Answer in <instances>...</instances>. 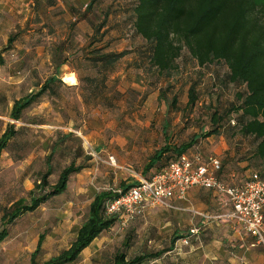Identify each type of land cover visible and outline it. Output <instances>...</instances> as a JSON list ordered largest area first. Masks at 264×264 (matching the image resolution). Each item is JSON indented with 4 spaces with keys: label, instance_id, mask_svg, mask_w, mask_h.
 <instances>
[{
    "label": "rangeland",
    "instance_id": "1",
    "mask_svg": "<svg viewBox=\"0 0 264 264\" xmlns=\"http://www.w3.org/2000/svg\"><path fill=\"white\" fill-rule=\"evenodd\" d=\"M0 1L8 4L0 10V51L5 60V64L0 63V136L10 123L19 130L0 157V229L4 208L21 197L29 199V191L46 170L50 153L54 167L51 183L57 181L60 171L72 161L86 165L88 170L73 175L64 192L7 226L9 235L0 242V264H30L41 235L44 238L37 258L39 263L67 248L85 220L95 193L119 188L123 182H135L136 177L130 175L129 169L145 178L151 176L155 170L146 173L144 167L163 144L165 135L170 144L176 145L199 134L204 156L217 155L229 171L246 170L247 154L255 142L243 137L238 127L232 129L229 122L237 113L227 114L237 104L236 93L245 91V86L229 81L225 62L201 66L183 47L175 67L160 71L149 63L150 43L135 34L133 19L128 18L126 4L134 0H96L86 21L75 28L76 37L94 33V25L108 15L109 32L105 28L96 35L104 37L98 46L105 44L109 52L129 53L108 69L106 88L97 91L94 97L88 78H97L99 71L88 59V51L58 55L55 47L62 42V36L49 35L43 24L57 20L62 13L66 14L65 20H72L68 5L74 3L84 12L90 0H57L52 7L43 0L39 6L37 0ZM41 28H44L42 35L37 33ZM9 37H14L11 45ZM81 43L74 41L73 48ZM65 56L69 60L67 65L58 67L57 63ZM56 72L62 82L55 83L54 92L45 94L26 109L20 120H13L10 111L14 100L37 91ZM193 84L198 100L189 106L188 91ZM161 91L166 93L169 103L176 96V105L161 99ZM215 111L224 116L226 124L219 134L203 137L213 127L210 117ZM203 194L196 207L216 213L218 198L210 192ZM196 207L184 205L188 209L183 211L186 215L183 222L182 214L175 211L157 212L125 227L116 222L86 247L73 264H107L118 251L132 258L169 249L177 231L184 233L193 226L189 208ZM214 226L218 225L211 223L201 234L203 244L193 242V250L178 255L170 251L149 264H213L207 254L214 247L210 244L214 238L229 242L222 245L223 259L214 264H264L262 246L252 245L250 238L234 240L233 234L217 231ZM125 241L129 243L127 246ZM202 245L198 252L195 248Z\"/></svg>",
    "mask_w": 264,
    "mask_h": 264
},
{
    "label": "trees",
    "instance_id": "2",
    "mask_svg": "<svg viewBox=\"0 0 264 264\" xmlns=\"http://www.w3.org/2000/svg\"><path fill=\"white\" fill-rule=\"evenodd\" d=\"M37 1V6H39L42 0ZM43 1L49 3L51 7L57 4V0ZM95 2L96 0H90L84 12H81L73 3L69 4L68 10L75 20H65L66 14L62 13L57 20L43 23L45 24L44 28L49 29V35L62 36V44L55 47L58 55L65 52L79 55L88 51V59L99 71L97 78H88L92 83V91L95 92L94 97L98 95L97 91L101 92L106 88L108 69L129 53L127 50L118 53L109 52L106 50L105 44L98 46L103 43L104 37L103 39L97 38L96 35L105 28L109 32V26H106L108 15H104L102 22L94 25V33L82 35L81 38L76 37L75 28L80 22L86 21L85 18L91 13ZM126 11L129 13L128 18L133 19L132 26L135 34L143 37L151 45V53L148 57L150 65L160 71L175 67V60L180 56L183 47L188 49L201 66L214 62L227 64L229 81L245 86V91L236 93L237 104H233L227 111L228 115L232 112L237 113L236 118L234 117L228 122L232 125V129L238 127V131L243 137L252 138L255 145L247 154L246 170L242 168V172L236 169L224 172L227 164L220 158L222 167L217 175L226 182L236 184L247 180L253 172L264 175V0H134L131 4H126ZM44 28H41V31L39 30L37 33L42 35ZM80 40L85 44L81 43L77 46L78 48H73L74 41ZM13 41L14 37H9L10 45ZM66 57L57 63L58 67L67 65L69 60ZM0 63L5 64L2 51H0ZM57 82H62V80L56 72L40 84L37 91H31L16 98L11 107L10 117L16 121L20 120L26 109L37 103L45 94L54 92ZM102 93L104 94V92ZM159 96L169 103L164 91H161ZM197 100L198 96L193 84L188 91L187 105L193 106ZM176 103L177 98L173 96L172 102L169 104L175 106ZM210 120L213 127L204 132L203 137L219 134L220 129L226 124L223 123L224 116L220 115L218 111L211 115ZM18 131L15 124L10 123L1 134L0 157L16 137ZM201 137L199 134H194L188 141L172 145L169 137L165 135L163 144L149 157V161L144 167L146 173L151 169L155 170L147 178L161 172L181 155L189 153L191 149L202 143ZM52 158L53 153H50L46 158V170L40 174L35 187L29 191V199L21 197L4 208L0 242L9 235L8 225L14 223L20 216L37 210L55 195L64 192L71 177L85 168V165L72 161L60 171L57 181L51 183L49 178L54 174ZM223 173L226 176L223 177ZM136 183L126 184L123 182L119 188L125 191ZM113 197L115 194L112 191L97 192L89 205L88 214L79 226L71 244L58 254L39 263L37 258L42 252L44 238V235H41L36 249L31 254L30 264L76 263L86 247L118 222L117 217L105 214V204ZM180 237H184V235L172 238V245ZM128 244V241H125L124 246ZM167 251L168 249L145 252L132 258H128L123 251H118L107 264H149L159 259Z\"/></svg>",
    "mask_w": 264,
    "mask_h": 264
},
{
    "label": "built area",
    "instance_id": "3",
    "mask_svg": "<svg viewBox=\"0 0 264 264\" xmlns=\"http://www.w3.org/2000/svg\"><path fill=\"white\" fill-rule=\"evenodd\" d=\"M195 147L161 172L151 178H141L125 191L108 189L115 197L106 202L105 214L117 217L118 224L125 227L147 210L168 205L171 199L182 198L189 188L199 186L226 196L232 207L223 217L233 221L264 248V175L253 172L240 184L226 182L217 175L222 167L220 157L204 156ZM195 213L209 218L207 214ZM192 236H199L198 228L182 237V243L189 245Z\"/></svg>",
    "mask_w": 264,
    "mask_h": 264
},
{
    "label": "crops",
    "instance_id": "4",
    "mask_svg": "<svg viewBox=\"0 0 264 264\" xmlns=\"http://www.w3.org/2000/svg\"><path fill=\"white\" fill-rule=\"evenodd\" d=\"M88 3H87V5H88ZM7 5L8 4L6 2L3 3L2 1H0V10L3 9ZM72 20H75V18L73 17ZM81 24H82V22L79 23V25H81ZM75 84H77V82H75ZM70 85H72V83H70ZM201 144L202 143L198 144L196 147H198V149L202 153H204L203 148H200L201 147L200 146ZM191 151H192V149L189 152L191 153ZM116 166H118V165H116ZM225 169H224L225 170L224 172L229 171L227 169V165H226ZM84 171H88L86 165H85V168L84 169H82L79 173H76L74 175H79V174H81ZM129 172H130V175L131 176L136 177V181L135 182H138L139 180H141V178H145L144 176H142L140 174H136L133 170L131 171L129 169ZM224 176H226L225 173H223V177ZM204 192L205 193L210 192L215 197L218 198V203H217L218 210H217L216 213L204 212V211L200 210V207H196V206H198L197 200L200 199V197L202 195H204L203 194ZM186 204H191L192 207H196V208H189L191 214L188 213L190 215V219L192 220V222L194 224H193L192 227L188 228L186 230V232L183 233V232L177 231L175 235L176 236H178V235L188 236L191 229L198 228L199 229V236H192L191 239H190V244L189 245H184L182 243V240H181L182 237H180L179 239H177V241L174 243V245H172V241H171L170 248L168 249V251L166 253H168V252L171 251V252H174L175 254L178 255V254L183 253L184 251L187 252V249L193 250V247H194L193 242L194 241L198 242L200 245L203 244L202 243V239H201V234L204 235V231L207 229V227H210L211 226V223H215L216 225H218V226H214L216 228V230L219 229L217 231L225 230L229 234H233L234 235L233 236V239L234 240H241L242 241V240H245V239L250 238V239L253 240L252 245H256L257 244L256 241H255V239L251 235H249L248 233H246L244 230L240 229V227L237 226L233 221L228 220V219H225L223 217V214H226L227 212H229L231 210V207H232L231 204H230V202H229V200H228V198L226 196H224V195H220V194H218V193H216L214 191H211V190H208V189H205V188H201L199 186H194V187L189 188L187 190L185 196L182 197V198L175 197V198L171 199L169 201V204L168 205L158 206L156 208L147 210L143 215H140V216L136 217L130 223H137L139 221H142V219H145L146 220L147 218H151V216H153L157 212H165V211H167V212L168 211H175L176 213L182 214V218L181 219H182V222H183V220L185 219V216H186V215L185 216L183 215L185 213L183 211H185V209H188V208H184V205H186ZM195 212H201V213L207 214L209 216V218L203 217L202 215L197 214ZM178 217H180V216H177V218ZM135 226H136V224L133 225V229L135 228ZM219 240L220 239H218V238H214V240L210 242V244H214V247L212 249H209L210 250V253L207 254V255H209V257H210V259H211V261H212L213 264L215 262H217V260L219 261V260L223 259L222 258V253L225 251V249L222 247V245L223 244L225 246L227 244L229 245L228 240H224L227 243L226 242H220ZM229 241H232V240H229ZM244 243H246V242H244ZM206 245L208 246L209 244L207 243ZM202 247H203V245L200 246V247L197 246L195 249L199 252V250H201ZM166 253H164V254H166ZM200 253H201V251H200ZM163 255L161 257H163ZM257 258L259 259V256H257ZM258 259H256V260L258 261ZM230 261L231 262L234 261V258L231 257L230 258Z\"/></svg>",
    "mask_w": 264,
    "mask_h": 264
}]
</instances>
